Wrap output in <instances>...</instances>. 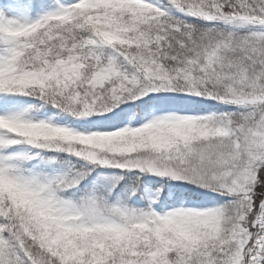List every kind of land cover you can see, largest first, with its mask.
I'll return each instance as SVG.
<instances>
[{"label": "snow or ice", "instance_id": "6c2138e0", "mask_svg": "<svg viewBox=\"0 0 264 264\" xmlns=\"http://www.w3.org/2000/svg\"><path fill=\"white\" fill-rule=\"evenodd\" d=\"M0 264H264V0H0Z\"/></svg>", "mask_w": 264, "mask_h": 264}]
</instances>
